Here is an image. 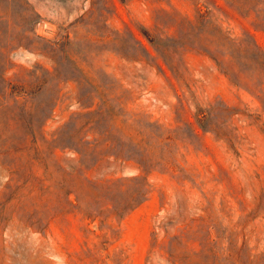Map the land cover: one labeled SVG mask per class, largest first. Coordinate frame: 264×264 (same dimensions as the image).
<instances>
[{
	"label": "rangeland",
	"instance_id": "rangeland-1",
	"mask_svg": "<svg viewBox=\"0 0 264 264\" xmlns=\"http://www.w3.org/2000/svg\"><path fill=\"white\" fill-rule=\"evenodd\" d=\"M0 264H264V0H0Z\"/></svg>",
	"mask_w": 264,
	"mask_h": 264
}]
</instances>
